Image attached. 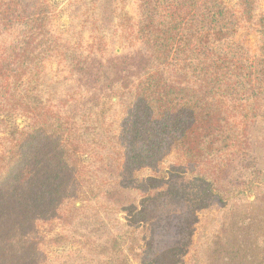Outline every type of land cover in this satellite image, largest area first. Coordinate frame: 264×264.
Returning a JSON list of instances; mask_svg holds the SVG:
<instances>
[{"label":"trees","instance_id":"1","mask_svg":"<svg viewBox=\"0 0 264 264\" xmlns=\"http://www.w3.org/2000/svg\"><path fill=\"white\" fill-rule=\"evenodd\" d=\"M255 11L256 0H240L241 17L225 0H139L133 75L99 88L96 56L56 34L47 0H0V264H126L136 221L112 237L100 230L89 207L101 189L87 180L97 168L113 172L111 189L138 191L143 203L169 197L196 211L214 200L264 199V173L230 177L264 114V13L256 55L237 37ZM52 61L77 88L44 103L38 91ZM107 105L119 114L115 131L101 122ZM17 113L28 119L22 127L7 121ZM172 155L180 163L163 168ZM134 207L120 209L133 219ZM62 244L76 249L48 262L44 245ZM184 251L166 248L145 264H182Z\"/></svg>","mask_w":264,"mask_h":264},{"label":"rangeland","instance_id":"2","mask_svg":"<svg viewBox=\"0 0 264 264\" xmlns=\"http://www.w3.org/2000/svg\"><path fill=\"white\" fill-rule=\"evenodd\" d=\"M52 7L50 21L57 35H61L68 44L80 46V50L93 53L97 59V70L92 85L100 88L106 79L129 78L133 71L131 54L137 51L139 44L134 39L137 6L139 0H47ZM226 4L238 17L240 0H225ZM264 13V0H256V20L243 23L238 33L251 53L259 51L258 15ZM131 62V66L129 63ZM62 66L57 61L47 64L42 89L38 95L44 103L55 98L50 92L70 91L77 88L66 73H61ZM58 95V94H57ZM114 101H117L115 98ZM102 124L108 130L118 127L119 114L114 106L107 105L100 111ZM9 125L24 126L28 119L17 113L7 117ZM113 124V126H112ZM249 154L245 163H241L230 173L231 181L236 182L240 176L252 177L264 173V114L250 124ZM84 163H94L90 155L82 157ZM180 163L176 155L167 158L162 167ZM95 164V163H94ZM99 176L87 179L94 190L101 189L98 198L93 199L89 207L90 215L99 212L94 220L106 236L129 228L132 224L139 233V240L133 253L128 254L126 264H145L152 257L169 247L184 249L182 264H191L193 257L203 264H264V244L257 239L264 236V199L262 196H247L240 200H229L225 204L212 201L203 210H193L186 202H174L169 197L141 201L140 192L123 189H111L113 172L97 168ZM146 170L139 177L150 175ZM160 191V190H159ZM137 205V217L132 219V210L120 208ZM79 205V204H77ZM134 207V208H135ZM140 213V215H139ZM145 214V215H144ZM132 219V220H131ZM55 227L54 232H60ZM44 234L49 235V227H44ZM261 234V236H260ZM48 262L73 253L75 246L44 245ZM250 257L245 259V255Z\"/></svg>","mask_w":264,"mask_h":264}]
</instances>
